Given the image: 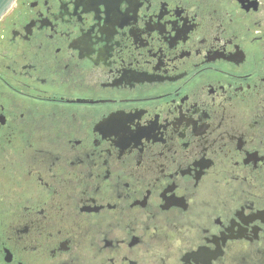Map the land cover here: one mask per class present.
<instances>
[{"label": "flooded vegetation", "instance_id": "flooded-vegetation-1", "mask_svg": "<svg viewBox=\"0 0 264 264\" xmlns=\"http://www.w3.org/2000/svg\"><path fill=\"white\" fill-rule=\"evenodd\" d=\"M0 264H264V0H13Z\"/></svg>", "mask_w": 264, "mask_h": 264}, {"label": "water", "instance_id": "water-1", "mask_svg": "<svg viewBox=\"0 0 264 264\" xmlns=\"http://www.w3.org/2000/svg\"><path fill=\"white\" fill-rule=\"evenodd\" d=\"M13 0H0V18L7 11L12 4Z\"/></svg>", "mask_w": 264, "mask_h": 264}, {"label": "snow or ice", "instance_id": "snow-or-ice-1", "mask_svg": "<svg viewBox=\"0 0 264 264\" xmlns=\"http://www.w3.org/2000/svg\"><path fill=\"white\" fill-rule=\"evenodd\" d=\"M119 135V132H114V131H105V136L106 137H115V136H118Z\"/></svg>", "mask_w": 264, "mask_h": 264}]
</instances>
